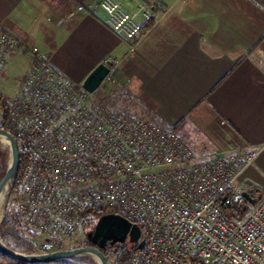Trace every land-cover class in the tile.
<instances>
[{
    "label": "built area",
    "instance_id": "obj_1",
    "mask_svg": "<svg viewBox=\"0 0 264 264\" xmlns=\"http://www.w3.org/2000/svg\"><path fill=\"white\" fill-rule=\"evenodd\" d=\"M105 13V24L132 41L158 19L150 4H77ZM18 38L0 29V70ZM23 82L8 98L7 130L24 152L15 200L31 253L71 248L91 210H109L140 229L131 264H264V194L245 217L238 183L260 148L228 142L207 157L169 127L97 103L82 85L32 48ZM109 75L105 79H108ZM249 205V204H248Z\"/></svg>",
    "mask_w": 264,
    "mask_h": 264
},
{
    "label": "crops",
    "instance_id": "obj_2",
    "mask_svg": "<svg viewBox=\"0 0 264 264\" xmlns=\"http://www.w3.org/2000/svg\"><path fill=\"white\" fill-rule=\"evenodd\" d=\"M93 1L0 0V29L18 38L0 76L22 60L13 70L20 84L32 48L77 83L110 61L105 81L123 106L115 110L171 128L201 157L228 142L260 148L237 182L264 194V0H122L158 14L130 42L103 11L75 12Z\"/></svg>",
    "mask_w": 264,
    "mask_h": 264
},
{
    "label": "water",
    "instance_id": "obj_3",
    "mask_svg": "<svg viewBox=\"0 0 264 264\" xmlns=\"http://www.w3.org/2000/svg\"><path fill=\"white\" fill-rule=\"evenodd\" d=\"M110 61L101 62L97 64L91 72L85 77L81 85L87 92H93L97 89L100 83L106 78L110 71ZM0 139L4 140L2 144L7 150L8 163L4 176L0 180V195L2 188L7 185L5 197L0 204H2V213L0 222L5 215V205L7 197L13 188L18 167H19V148L16 139L4 128H0ZM248 188L241 192L244 197L245 204L254 205L261 197L260 190L251 183H248ZM140 229L136 224L130 223L124 217L115 213L102 214L95 222L93 228L86 232V239L92 244L89 246H79L69 249L54 250L48 253H23L8 247L2 240L0 235V253L3 255L25 262H47L60 258L73 256H87L93 259L97 264H112L106 256L102 253L103 249L108 243H124L135 244L138 241ZM144 242L141 240L137 243L136 249H141Z\"/></svg>",
    "mask_w": 264,
    "mask_h": 264
},
{
    "label": "trees",
    "instance_id": "obj_4",
    "mask_svg": "<svg viewBox=\"0 0 264 264\" xmlns=\"http://www.w3.org/2000/svg\"><path fill=\"white\" fill-rule=\"evenodd\" d=\"M1 113H0V128L6 129L7 121L9 117V103L5 98L1 99L0 102ZM7 150L0 147V180L5 174L7 168ZM24 162V152L19 150V167L18 173L13 184L11 193H13L20 177L22 165ZM247 204H241L239 206L233 207L234 215L238 218L242 217V214L245 210L248 209ZM105 213H110L108 210H91L86 215L85 222L83 224V229L88 227L91 230L96 222V220ZM86 234V233H85ZM0 235L3 242L13 250L30 253L33 247L32 238L36 236V233L29 230L25 224L19 211H11L5 208V215L0 222ZM92 245L87 239L86 236L82 241L71 248L79 246H89ZM102 253L106 256L108 261L112 264H131L130 257L131 254L136 251V246L128 242L124 243H112L107 244L103 249ZM0 264H97L94 260L87 256H73L60 258L47 262H25L21 260H16L9 258L2 253H0Z\"/></svg>",
    "mask_w": 264,
    "mask_h": 264
},
{
    "label": "rangeland",
    "instance_id": "obj_5",
    "mask_svg": "<svg viewBox=\"0 0 264 264\" xmlns=\"http://www.w3.org/2000/svg\"><path fill=\"white\" fill-rule=\"evenodd\" d=\"M21 65H22V60H17L16 62L12 61V62L8 63V65H7L8 72L5 74L3 73L0 76V102H1L2 98H5L8 101V98L12 94V92L14 90L18 89V87L23 82L24 78L22 79L20 84H17L18 82H17L16 78L18 75L15 76L16 77L15 79H13V77L15 75L13 70L20 68ZM18 80H20V79H18ZM105 80L106 79H104L100 83V85L97 87L96 90H94L93 92H88V99L86 102L87 105L93 106L97 103H100V104L105 105L109 108L112 107V109L116 108V109L122 110V107H123L122 104H120L118 99H116L112 95V93L109 91L108 83ZM78 83L81 85L82 81H80ZM0 113H1V107H0ZM136 117H139V116H136ZM0 147L2 149H4V146L1 143H0ZM195 149H197V148L193 147L194 151H195ZM7 163H8V156H7L6 164ZM11 191L7 197L5 208L15 212V211H18L17 201L15 200L14 191H13V193H11ZM248 206H249L248 209L243 212L242 217H245L252 207V205H248ZM87 231H89V229H88V227H85L83 229V231L80 232V234L75 237V239L71 243V246L73 247V246L78 245L82 241V239L84 238L85 233Z\"/></svg>",
    "mask_w": 264,
    "mask_h": 264
},
{
    "label": "bare ground",
    "instance_id": "obj_6",
    "mask_svg": "<svg viewBox=\"0 0 264 264\" xmlns=\"http://www.w3.org/2000/svg\"><path fill=\"white\" fill-rule=\"evenodd\" d=\"M1 140V142H2V144L4 143V140L3 139H0ZM7 185L8 184H6L3 188H2V191H1V203H2V201H3V199H4V197H5V194H6V191H7ZM1 213H2V204H0V217H1Z\"/></svg>",
    "mask_w": 264,
    "mask_h": 264
}]
</instances>
